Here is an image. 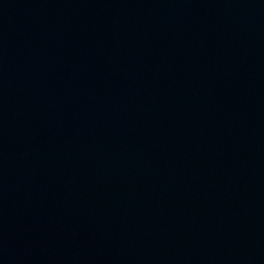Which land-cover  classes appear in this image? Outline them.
Returning a JSON list of instances; mask_svg holds the SVG:
<instances>
[{
  "label": "water",
  "instance_id": "water-1",
  "mask_svg": "<svg viewBox=\"0 0 264 264\" xmlns=\"http://www.w3.org/2000/svg\"><path fill=\"white\" fill-rule=\"evenodd\" d=\"M0 264H264V0H0Z\"/></svg>",
  "mask_w": 264,
  "mask_h": 264
}]
</instances>
